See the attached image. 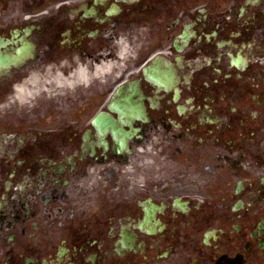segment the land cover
I'll return each instance as SVG.
<instances>
[{"label":"flooded vegetation","instance_id":"obj_1","mask_svg":"<svg viewBox=\"0 0 264 264\" xmlns=\"http://www.w3.org/2000/svg\"><path fill=\"white\" fill-rule=\"evenodd\" d=\"M0 264H264V0H0Z\"/></svg>","mask_w":264,"mask_h":264},{"label":"bare ground","instance_id":"obj_2","mask_svg":"<svg viewBox=\"0 0 264 264\" xmlns=\"http://www.w3.org/2000/svg\"><path fill=\"white\" fill-rule=\"evenodd\" d=\"M117 64L118 62L111 61L90 67L78 66L69 72V74L54 72L46 73L43 77L33 75L26 80L25 84L20 89H18L15 98L22 102L25 98L28 99L30 96L38 94L42 90L50 93L51 87L58 90L76 87L80 84L87 86L89 83L94 82L96 78L103 80L107 74L113 71V67ZM125 92H123L124 97H130V95H127Z\"/></svg>","mask_w":264,"mask_h":264},{"label":"rangeland","instance_id":"obj_3","mask_svg":"<svg viewBox=\"0 0 264 264\" xmlns=\"http://www.w3.org/2000/svg\"><path fill=\"white\" fill-rule=\"evenodd\" d=\"M114 77H116V75H111V76L103 79L102 82L100 80H95L94 82H92L93 84L94 83L96 84L94 86V88L96 86L108 83ZM99 82H101V83H99ZM92 83H89V84H92ZM76 87H80V88L77 89ZM76 87H74V88L73 87L72 88H63V89H58V90H56L54 87H51L50 94L45 95V94L41 93L43 95L41 98L40 97L37 98V97L33 96V98L31 100H28V101L26 98L22 102L20 100H16L17 103L13 102L12 105L18 107V109L21 110L26 115L27 114L32 115L36 110H37V112L35 114H38L39 108H42V107H45V109L40 110L41 114L50 115L49 112H53L56 109H59V111H61L62 114H67L68 112H71L75 106H78V105L73 104V105L65 106L64 104L66 103V101H69L70 99L76 100L77 96H78L77 100L81 101V100H83V99L80 100L81 96L83 97L84 94L86 96H88L89 91L84 89L83 86H76ZM76 91H77V93H76ZM93 97L95 98V95ZM37 100L40 103L39 107H37V109L33 110L36 107V101ZM67 103H69V102H67ZM95 110H96V108L94 107L93 112Z\"/></svg>","mask_w":264,"mask_h":264},{"label":"water","instance_id":"obj_4","mask_svg":"<svg viewBox=\"0 0 264 264\" xmlns=\"http://www.w3.org/2000/svg\"><path fill=\"white\" fill-rule=\"evenodd\" d=\"M111 108L114 109V106H112ZM102 114H103V113H101L100 115H101V116H105V115H102ZM100 115H99V116H100ZM96 119H97V118H96ZM96 119L94 120V124L97 125V124H99V121H97ZM104 120H105V121H104ZM104 120H103V123H104V125H106V126H109L110 124L113 125V126L116 125V124H115V120H114L113 117L105 116ZM114 130H115V129H114Z\"/></svg>","mask_w":264,"mask_h":264}]
</instances>
